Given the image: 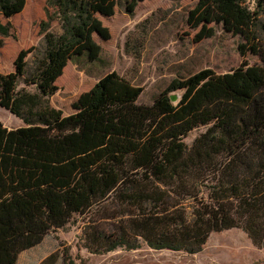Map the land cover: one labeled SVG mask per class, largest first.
I'll return each mask as SVG.
<instances>
[{"label": "trees", "instance_id": "obj_1", "mask_svg": "<svg viewBox=\"0 0 264 264\" xmlns=\"http://www.w3.org/2000/svg\"><path fill=\"white\" fill-rule=\"evenodd\" d=\"M117 1L46 0L61 33L43 23L45 50L28 76V49L19 50L13 71L0 72V106L25 123L0 124V264H15L19 252L73 214L106 204L114 210L100 218L116 221V229L89 225L93 252L136 249L143 240L157 250L197 253L211 232L233 227L264 246V64L174 78L150 104L137 102L141 86L110 71L79 94L72 113L50 104L72 56L98 57L93 33L107 40L110 32L97 14L113 15ZM140 1L128 0L127 11ZM256 1L264 12V0ZM242 3L196 0L187 23L200 26L198 39L213 33L207 24L221 22L248 41L258 13ZM24 4L0 0V13L10 17ZM9 26L0 23V34L9 35ZM20 77L35 91L17 89ZM176 90L182 92L174 103ZM204 125L187 145L183 138ZM54 262L51 254L39 264ZM60 264L77 262L65 251Z\"/></svg>", "mask_w": 264, "mask_h": 264}, {"label": "rangeland", "instance_id": "obj_2", "mask_svg": "<svg viewBox=\"0 0 264 264\" xmlns=\"http://www.w3.org/2000/svg\"><path fill=\"white\" fill-rule=\"evenodd\" d=\"M127 1L118 0L113 15L97 14L110 32L107 40L93 33L101 47L98 57L89 60L86 54L72 56L55 81L58 89L49 102L64 114L72 113L71 103L79 94L110 71L141 86L137 102L150 104L174 78L187 77L205 68L224 73L242 64H264V12L258 11L256 0H242V4L258 13L248 41L243 35L226 30L221 22L207 24L205 32L210 28L213 33L198 39L200 26L187 23V13L196 0H141L132 12L126 9ZM0 23L10 24L9 35L0 34V72L3 73L13 71V61L21 49L29 50L24 76L33 71L45 50L43 23L47 31L61 33L58 14L46 0H25L20 12L10 17L0 13ZM251 46H256L259 54L253 53ZM21 88L35 91V86L25 84L22 77L17 82V89ZM181 92H170V96H176L174 103ZM0 124L7 128L25 125L1 106ZM206 129V125L192 129L183 138L184 142L190 145ZM112 210L114 206L106 204L97 211L92 208L83 214H73L63 227L50 230L37 245L19 252L15 264H39L51 254L54 264H60L65 251L77 264H264V246L254 245L239 227L211 232L197 253L157 250L143 240L136 249L118 247L108 252H93L95 244L87 242L92 249L86 246L85 230L93 224L106 233L114 232L116 221L100 218Z\"/></svg>", "mask_w": 264, "mask_h": 264}, {"label": "water", "instance_id": "obj_3", "mask_svg": "<svg viewBox=\"0 0 264 264\" xmlns=\"http://www.w3.org/2000/svg\"><path fill=\"white\" fill-rule=\"evenodd\" d=\"M172 100H176V96L175 95H171L170 96Z\"/></svg>", "mask_w": 264, "mask_h": 264}]
</instances>
